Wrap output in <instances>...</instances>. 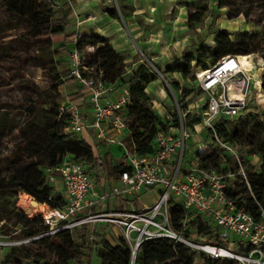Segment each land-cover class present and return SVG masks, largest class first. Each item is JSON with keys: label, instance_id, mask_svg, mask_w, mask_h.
Returning a JSON list of instances; mask_svg holds the SVG:
<instances>
[{"label": "trees", "instance_id": "obj_1", "mask_svg": "<svg viewBox=\"0 0 264 264\" xmlns=\"http://www.w3.org/2000/svg\"><path fill=\"white\" fill-rule=\"evenodd\" d=\"M72 1V0H68ZM216 8L227 9L229 19L248 15L245 11L232 9L234 0H216ZM4 9L5 20L1 31L19 30L20 35L12 40H18V50L14 54L17 62L29 63L53 74L56 87L71 85L74 79L70 72L69 55L72 50L79 53L92 49L86 66L81 67L85 76L98 78L105 86L125 87L129 91V103L120 111L126 123L128 145L138 156H152L156 152L155 137L157 133L166 130L167 123L176 128L180 126L177 113L172 115V121L161 120L152 110V101L146 92L147 86L157 79L156 73L145 63H141L128 75L124 58L109 44L108 38L99 35H81L74 37L67 32L69 14L64 13L59 5L51 0H0ZM105 11L113 19L120 13L131 10L123 0L104 6ZM205 6L197 7L187 13V26L193 28L207 14ZM54 38H61L55 46ZM73 40V41H72ZM212 45L203 43L193 50L185 52L181 59H176L168 66L166 73L178 74L185 81H193L195 71L205 70L214 65L226 55L252 56L264 50V28L260 32H239L232 40L229 32L218 29L214 32ZM15 42V41H14ZM9 47H2L8 53ZM67 55L68 67L63 72L57 69L55 56ZM264 60V54L261 55ZM89 69L93 72H89ZM260 72V71H259ZM173 89L180 90L183 97L191 90L180 86L177 80L168 81ZM30 95L17 103H0V109L9 107L24 115L22 124L17 128L19 136L13 148L5 154H0V222L1 233L10 235L16 230L17 239L31 238L46 232L42 218L33 211L29 216L16 206L18 196L31 197L38 204H45L50 209H60L64 206V196L55 192L48 183L46 168H53L62 161L80 162L87 167V172L96 179L100 172L107 176L118 178L121 169L114 168L105 158L95 157L92 147L80 136L67 132L68 116L60 113L62 101L69 99L82 102L84 97L77 90L68 97L59 92L44 97L34 85L26 86ZM198 95L202 92L196 88ZM258 97L264 100V71L261 75V85ZM184 108V106H183ZM204 113L206 106L200 108ZM187 112L182 125L186 130H192L200 125V116L190 117ZM0 119V137L4 135V127ZM210 139L208 149H199L202 154L195 153L198 166L218 174H232L227 178L225 193L237 208L244 209L253 218L258 219L260 209H264V111H249L236 117H221L215 121L212 129L204 128ZM224 144L235 149L238 158L221 146ZM190 152H186L188 154ZM242 154V155H240ZM250 157H257L260 166L255 168ZM243 171L244 176L240 175ZM93 209V208H92ZM167 216L170 227L186 239L197 241L203 237L210 244L223 246L226 242L218 238L206 219L192 212L185 211L179 204L170 200L167 206ZM82 226L83 234L80 242H76L70 231H61L51 236L42 237L33 242L34 248L24 246L13 247L5 253L3 263L17 264H89L93 253L100 264H133L132 251L123 237L111 244L103 234L95 231L89 233L88 227ZM91 235V236H89ZM234 243L235 253L246 256L249 249L242 248L240 242ZM48 252L52 258H46L40 251ZM134 264H240L231 259H211L205 254L192 250L169 238L145 240L139 246Z\"/></svg>", "mask_w": 264, "mask_h": 264}, {"label": "built area", "instance_id": "obj_2", "mask_svg": "<svg viewBox=\"0 0 264 264\" xmlns=\"http://www.w3.org/2000/svg\"><path fill=\"white\" fill-rule=\"evenodd\" d=\"M81 35L79 31L75 34L76 37ZM238 58L226 55L207 69L195 71L196 88L207 97L206 110L200 124L203 128L212 129L218 118H232L252 111L245 109L248 78L243 73ZM83 60L82 53L75 49L71 51L70 74L77 89L83 94V102L90 106L91 118L86 121L79 103L69 99L61 102L59 111L68 116V133L80 136L85 130L92 129L98 141L116 144L122 149L123 170L119 176L120 183L109 195L97 198L94 196V184L84 164L62 161L56 167L46 168L48 183L54 188L56 184H60L65 204L60 209H47L40 215L47 230L39 237L17 239L14 235L19 230L10 235L0 231V264H4L5 253L13 247L24 246L61 231L72 232L82 226L98 223L116 226L121 237L130 246L132 256L145 240L169 238L214 260L231 259L240 264H264V209H260L258 219H255L244 209L237 208L225 193L226 179H232L233 175L202 169L194 155L185 154V142L189 135L182 125L179 113L180 126L176 128L177 133H157L155 154L138 156L128 145L126 123L120 113L129 103L128 89L105 86L98 78L83 75ZM221 146L238 158L235 149L224 144ZM205 147L204 151L208 149V145ZM203 152L199 149L196 151L197 154ZM240 175L244 176L242 169ZM149 189L158 190L156 200L149 207L123 212L91 211L107 196L130 197ZM170 200L185 211H192L206 219L217 237L224 242H240L242 248L249 249L248 254L242 256L217 244L194 242L173 231L167 216ZM28 203L30 208H34L30 201ZM3 223L0 222V228Z\"/></svg>", "mask_w": 264, "mask_h": 264}, {"label": "rangeland", "instance_id": "obj_3", "mask_svg": "<svg viewBox=\"0 0 264 264\" xmlns=\"http://www.w3.org/2000/svg\"><path fill=\"white\" fill-rule=\"evenodd\" d=\"M86 1L91 3L87 11L95 16L92 24L94 26L90 30L91 32L99 29V32L109 36L108 40H128V46L119 52L124 58L126 71L130 72L132 68L135 69L139 64L145 63L156 73L157 79L147 86L146 92L152 101L153 112L161 120L167 122L172 121V115L174 113H179L181 119L184 118L187 112H191V118L194 116H200L202 118L203 113H201L200 108L206 106L207 103V97L205 95H198L193 81H185L178 74L166 73L165 71L168 66H172L176 59H181L185 52L193 50L196 45L198 46L201 43L209 45L214 32L218 29L227 30L232 40H234L236 34L239 32L254 33L260 32L264 28V0H234L236 3L232 5V9L245 11L248 15L246 17L239 15L233 19H229L227 9L216 8V0H140L137 2L139 6H143L146 18L139 15L134 19H131L132 10L129 9L124 13L118 11L117 19L111 18L109 14L107 19L103 18L104 16H102L98 9H103L104 6L110 3H114L117 7L119 0H108L105 5L102 4L105 2L104 0ZM123 1L125 2V0ZM53 2L55 5H59L64 13L69 14L70 10L74 13V18V15L70 19L68 17L67 30L68 32L73 29L75 30L76 20L78 18L83 19L85 11L78 5H74L73 0L69 1L70 6L67 0H53ZM200 6H205L208 10L205 18L193 28H188L187 13L194 11ZM90 8L97 9L93 11ZM4 20V9L0 4V103H17L22 101L24 97L30 95V91L25 87L32 85L36 86L44 97L52 96L57 92L64 97H68V94H70L73 88L70 85L56 87V82L53 80L54 73L50 74L48 71L29 65V63H20L15 60L14 54L18 50L16 47L18 40L12 39L18 37L21 31H1V24ZM61 40V38H54V42H56L55 46L61 44L59 43ZM9 46L11 47L7 51L8 53H5L1 49L2 47ZM92 52V49L87 48L82 52L84 55V60L81 63L82 67L86 66L89 60V54ZM262 54H264V50L261 53L253 54L249 64V72L254 75V80H258L257 82L260 81V85L262 71H264V60L261 58ZM54 60L57 62L55 72H63L67 69V55L55 56ZM89 72L93 71L89 69ZM171 79L177 80L180 86H185L191 90L190 94L183 97L180 90L173 89L170 86L168 81ZM253 84L249 95L247 110L252 109L254 112H262L264 111V100L258 97V88L255 83ZM0 119L4 127V135L0 137V154H5L13 148L14 143L19 137L17 135V128L22 124L24 115L19 111L4 107V109H0ZM166 125V130L162 132L170 135L177 133L174 125L171 123H167ZM187 132L189 137L185 142V153L190 152V154L194 155L198 147L206 146L210 143V139L207 138L206 131L202 126L187 130ZM116 154L120 156L121 152H116ZM249 161L255 168L260 166L257 157H250ZM22 195L21 193L18 196L16 202L18 208L22 209L29 218V213L31 214L33 211L40 212L41 209L36 207L34 209L30 208L28 203V201L32 200L30 196L21 198ZM156 198L157 193L153 189L144 192L138 196L137 204H135L134 208L140 210L144 207H149L154 203ZM43 205L45 206V211L37 215H42L47 209H50L45 204L39 206ZM111 229L112 225H106V223L92 224L88 227L90 234L95 231L104 236L108 235L110 240L117 242L118 238L122 236L121 232L110 235L108 232ZM72 232L74 240L80 242V237L83 234L82 228H78ZM39 236L37 235L35 237ZM196 240L206 242L201 236H198ZM33 242L24 245V247L34 248L32 246ZM222 247L232 250V252L236 251V248L229 241H226ZM40 253L45 254L46 258H52V255L48 252L41 250ZM135 255L132 257L133 264ZM89 262V264H100L95 253H93Z\"/></svg>", "mask_w": 264, "mask_h": 264}, {"label": "crops", "instance_id": "obj_4", "mask_svg": "<svg viewBox=\"0 0 264 264\" xmlns=\"http://www.w3.org/2000/svg\"><path fill=\"white\" fill-rule=\"evenodd\" d=\"M91 1H99V0H91ZM105 1V2H104ZM102 3L103 5H105L108 0H104ZM140 0H125L124 4L129 7L132 12H131V19H134L135 17L142 15L144 18H146L145 10L143 9V6H139L138 2ZM67 3L70 6V2L67 0ZM73 4L74 5H78L81 9H83L85 11V15L84 18L82 19H77L76 20V28L75 30H69L71 34H73V38L75 37L76 32H81L82 35H99L105 38H108V35L103 34L102 32H99V29L94 30L93 32H91L90 30L92 29V24L94 21V15L91 12H88L87 9L88 7L91 5V3L89 1L86 0H73ZM142 7V8H141ZM97 8L95 9H91L93 11H96ZM99 12H101L102 16H104L103 18L107 19L108 13L105 11V9L103 8H99L98 9ZM97 10V11H98ZM74 15V13L71 12L70 10V14H69V19ZM75 17V15L73 16V18ZM111 19V18H110ZM78 22V23H77ZM83 26V28H82ZM227 31V30H225ZM68 32V30H67ZM228 32V31H227ZM213 39V37H212ZM212 39L210 40V44L212 45L213 41ZM73 41V40H72ZM137 42H141V41H137ZM144 42V41H142ZM109 44L119 53L121 50H123L124 48H126L128 46V40H109ZM134 70L133 68L131 69V71ZM130 71V72H131ZM130 72L127 71L128 75ZM260 84V83H259ZM73 90L70 92V94L68 95H72L74 94L78 89H77V85L74 82L73 84L70 85ZM69 86V87H70ZM79 108L80 111L82 112L83 117L86 119V121L90 120V116H91V112H90V106L85 103V102H79ZM200 125H196L194 128L198 127ZM124 135V134H123ZM80 137L83 138L91 147L93 150V153L95 155V157H100V158H105L106 162H109L111 164V166L114 168V172H118L122 169V163H121V155H122V149L116 145V144H109V143H104L102 141H98L95 137H94V132L92 129H87L85 130V132H83L82 134H80ZM204 146V145H203ZM202 146V147H203ZM202 147H198V149L202 148ZM115 150V151H114ZM116 152H121V155L119 156L118 154H116ZM190 154V153H189ZM116 155V156H115ZM90 178L94 184V196L100 197L103 195H109L110 191L114 188L117 187L119 185V177L118 178H114L113 176H107L105 172H100L98 179H96L93 175H90ZM94 178V179H93ZM152 190V189H151ZM156 193H158L157 189H153ZM55 192H62V189L60 187V184H56L55 188H54ZM150 191L149 190H143L140 194ZM135 195V196H130V197H125V196H107L104 198V200L98 202L93 209L91 210L92 212H100V211H105V212H123V211H134L136 210L134 208L135 204H137V198L140 195ZM96 198V197H95ZM98 200V199H97ZM133 206V207H131ZM131 207V208H130ZM100 224V223H99ZM96 225V224H95ZM106 225H111V224H107ZM120 233V230L116 227L112 225V229L108 232L110 235L114 234V233ZM105 238L111 243V244H115V241H112L108 238V235H105Z\"/></svg>", "mask_w": 264, "mask_h": 264}, {"label": "bare ground", "instance_id": "obj_5", "mask_svg": "<svg viewBox=\"0 0 264 264\" xmlns=\"http://www.w3.org/2000/svg\"><path fill=\"white\" fill-rule=\"evenodd\" d=\"M238 57H239L238 59L241 63V69H242L243 73L246 75V77L248 78L247 92H246V95L244 97V105H245V109L247 110V104H248V100H249L250 91H251L252 86L254 85L253 83H255L256 87L259 90L260 89V84H259L260 81L257 82L258 80H256V79L254 80V78H255L254 75H252L249 72V64L251 62V56H238ZM21 198H22V196H21ZM39 205L40 204H38V206L36 208L41 209L40 213L45 211V206L43 205L44 206V208H43V206H39ZM33 209H31V210H33ZM29 215H30V213H29Z\"/></svg>", "mask_w": 264, "mask_h": 264}, {"label": "water", "instance_id": "obj_6", "mask_svg": "<svg viewBox=\"0 0 264 264\" xmlns=\"http://www.w3.org/2000/svg\"><path fill=\"white\" fill-rule=\"evenodd\" d=\"M51 1L53 2V0H51ZM53 3H54V2H53ZM30 204H31V206L34 207V208L38 206L37 201H35L34 199L30 200Z\"/></svg>", "mask_w": 264, "mask_h": 264}]
</instances>
